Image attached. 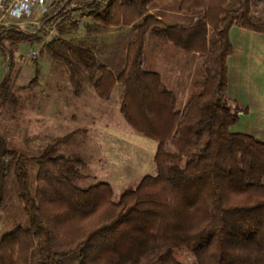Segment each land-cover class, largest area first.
<instances>
[{"label": "trees", "instance_id": "trees-1", "mask_svg": "<svg viewBox=\"0 0 264 264\" xmlns=\"http://www.w3.org/2000/svg\"><path fill=\"white\" fill-rule=\"evenodd\" d=\"M156 1L85 0L83 13L95 32L131 26L117 75L99 61L93 36L44 41L42 29L0 25V48L9 57L0 115L16 119L21 109L15 59L27 43L66 63L76 89L83 73L103 100L121 86L124 118L157 141V173L142 176L115 200L107 182L80 185L82 160L63 151L79 129L52 136L29 155L14 144L9 127L0 128V212L6 214L17 196L24 214L0 235V264H264V141L231 129L245 108L228 94L227 63L233 25L264 33V16L257 12L264 0L215 2L192 27L150 13ZM62 2L46 25L57 20L59 31L69 34L77 22L66 6L74 0ZM150 34L202 57L203 74L182 108L176 93L146 67Z\"/></svg>", "mask_w": 264, "mask_h": 264}, {"label": "rangeland", "instance_id": "rangeland-1", "mask_svg": "<svg viewBox=\"0 0 264 264\" xmlns=\"http://www.w3.org/2000/svg\"><path fill=\"white\" fill-rule=\"evenodd\" d=\"M84 2L85 0H74L78 10L84 9ZM259 9L260 12L264 13V4ZM87 22L88 16H85L83 22H77V28L74 27L69 34H65L59 31L57 20H54V22L43 28L41 33L44 34L46 40L70 38L89 41V37L95 33V25L92 27L89 24L87 25ZM33 30L30 28L26 32L34 33ZM128 37V34H125L122 37L113 38V49L119 61V64H117L119 70L124 65H122L124 55L122 45L126 44ZM33 50L37 52L36 57H39L38 48L31 47L27 43L22 44L20 51L16 53L15 68L22 66L17 81L20 86L29 87L32 85L36 87L39 85V88H46L47 85H54L58 86L60 90L68 89L69 85L72 86L66 63L62 60L60 62L55 61L52 54L46 50L42 55H46L49 62H46L45 56H42L40 64L42 68L40 72L36 73L35 64L30 61ZM21 55L27 58L25 62L23 60V63L19 60ZM1 57L2 68H5L9 57L4 55L0 48ZM161 60L160 67H162V70L165 69V63L169 64L170 62L173 63L174 67H178V56L176 55H168ZM101 61L103 60L101 59ZM201 64L198 66L200 76L203 74ZM146 67L150 69V63ZM50 72H52V76ZM32 80L33 82L28 86ZM79 80L82 88H86V90L93 89L87 74H80ZM164 81L170 87L169 81L167 82L165 79ZM179 90V86L176 87L178 105L180 106L182 98L179 95ZM121 95L122 87L118 86L109 101H101V106L95 104L92 109L85 110L84 107H81L82 109L77 111L68 110V105L65 107L56 104L50 98L44 97V99L42 97L38 101L39 105H25L24 108L20 109L16 119L0 115V128L9 127L8 132L14 144L29 155L38 154L54 133L64 134L79 129L80 131L76 136L71 139L68 145L63 147V151L80 156L82 160L78 165V170L81 173L78 178L80 185L89 187L107 182L112 186L113 198L118 200L124 191L135 188L142 176L157 173L155 164L157 141L147 135L138 133L128 124L121 112ZM56 101L58 100L56 99ZM58 103L61 102L58 101ZM35 106H38V110L34 109ZM21 205L20 199L15 196L8 201L6 214L3 211L0 212V235L24 218Z\"/></svg>", "mask_w": 264, "mask_h": 264}, {"label": "crops", "instance_id": "crops-1", "mask_svg": "<svg viewBox=\"0 0 264 264\" xmlns=\"http://www.w3.org/2000/svg\"><path fill=\"white\" fill-rule=\"evenodd\" d=\"M220 1L222 0H157L155 4L149 7V12L155 14L159 19L169 24H181L186 27H192L202 18L206 12L207 6H212L215 2ZM261 5H263V3L259 5L257 12L259 15L264 16V13L260 12L259 9ZM91 23L92 19L88 17V22L86 24L90 25ZM131 30V26H110L105 29L101 28L93 34V38L90 40V42H92V39H95V47H97L100 52L97 54L99 61L102 59L103 61L101 62L106 64L115 75H117L120 70L117 69L119 61L113 49V38L122 37L125 34L129 36V39L126 40V44L124 46L122 45L124 54L122 57L123 65L125 64L127 46L131 38ZM229 36L233 45V51L227 58L228 94L232 100L245 108L244 111L240 112L239 121L234 124L231 129L234 132L249 133L264 141V33L233 25L229 30ZM44 41H46V39H44ZM37 48L40 54V56L38 55L39 57H36L37 62L30 59V61L35 64L36 73H38V71L40 72L42 68L40 66L42 56H45V61L49 62L48 57L40 53V47ZM98 51H96V53ZM146 54V64L150 63L149 70L159 74L166 88L176 93V87L179 86V95L182 98L179 108H182L192 89L194 78H198L201 74L200 69L198 70V66L202 61L200 53L196 50H184L170 39L150 34L146 39ZM168 55L178 56V67H174L173 63L170 62V65L165 63V69L162 70V67H160L162 64L161 59H164ZM26 59L25 56H20L19 58L22 63L23 60L25 62ZM2 67L3 62L1 57L0 82L8 73V65L5 66V68ZM21 67L22 66H20V68ZM50 75L52 76V72H50ZM164 79L167 80V82L169 81L168 84L170 87L166 85L167 83ZM32 82L33 80L28 86ZM118 86L119 85H117V87ZM177 94L178 93H176V95ZM62 95H64V97H62ZM42 97L50 98L56 102V104H61L65 107L68 105L67 109L71 111L80 110L82 109L81 107H84L85 110H89V108L92 109L95 104L101 106V101L103 100L97 95L94 88L92 90H86V88L76 89L69 85L68 89L60 90L58 86L54 85H47L46 88H39V85L36 87L32 85L29 87L23 85L21 86V109L24 108L25 105H39L38 101ZM56 99L61 103H58ZM34 109L38 110V106H35ZM55 135L60 134L54 133L51 137Z\"/></svg>", "mask_w": 264, "mask_h": 264}, {"label": "built area", "instance_id": "built-area-1", "mask_svg": "<svg viewBox=\"0 0 264 264\" xmlns=\"http://www.w3.org/2000/svg\"><path fill=\"white\" fill-rule=\"evenodd\" d=\"M63 0H0V25L17 26L20 30L34 29L32 32L37 33L46 27L48 14L55 11V14L63 8L66 3ZM102 4H106L108 0H97ZM60 4V6H58ZM77 9V10H76ZM66 10H71L76 14L71 21L83 22L85 15L84 9L77 8L74 2L66 6ZM37 52L32 51V56H36Z\"/></svg>", "mask_w": 264, "mask_h": 264}]
</instances>
